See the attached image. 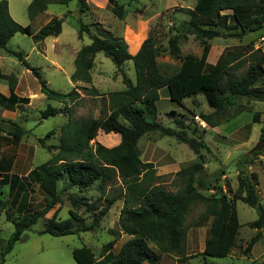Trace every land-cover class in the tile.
Here are the masks:
<instances>
[{"label": "trees", "instance_id": "16d2710c", "mask_svg": "<svg viewBox=\"0 0 264 264\" xmlns=\"http://www.w3.org/2000/svg\"><path fill=\"white\" fill-rule=\"evenodd\" d=\"M130 2L136 0H129ZM189 17L173 29V34L167 39L166 51L171 56H178L179 45L182 40L192 36L201 43L202 51L199 57L187 54L181 58L179 70L171 76H163L158 69L156 58L160 53L154 36H148L140 45L135 55L130 53L137 49L139 40L128 43V50L121 37L113 35L98 22L86 24L78 19L77 38L86 36L90 43L82 46L75 54L74 71L69 79L72 83H91V69L97 54H102L118 70L125 62H132L134 81L121 72L123 90L111 92L107 98H102V104L108 108L103 117L73 118L68 104L74 103L79 94L74 87L68 93H59L48 88L39 70L31 67L20 52L8 50L6 44L17 33L32 38L40 45L47 37H57L61 33V26L66 18H53L43 25L37 33H32L29 26H20L9 15L8 3L0 0V50L18 59L20 64L28 70L39 84V91L47 100L61 103L67 109V122L58 129V143L47 145V140L55 135L50 131L45 137L37 139V143L48 153L50 158L42 165L32 169L25 177L12 179L10 190L15 192L11 199L14 213L10 211L6 200L0 199V216L13 225V232L4 242V249L0 250V264L12 250L14 244L21 240L22 234L59 204L58 182L66 181L68 188L78 192L86 191L97 184L99 197L105 194L107 187L119 184L124 188L123 204L117 219L120 234L129 237L121 244L116 254L110 250L109 244L104 260L97 262L94 252L85 245L72 250L71 255L77 264H159L162 254L174 255L177 260L185 258L184 254V219L193 204H203L205 214L211 217L207 238L199 254L206 258H225L234 246L239 230V221L234 202L241 201L257 212V219L249 224L258 232L247 243L244 253L247 254L259 238V230L264 225V209L260 204L255 185L258 184L257 175L252 173L250 178L241 170L237 175V187L233 192H224L217 185L219 173L212 179L195 177L203 170L204 161L199 156V162L176 172L180 183L177 192H169L160 184L163 176L156 175L151 162L140 160L137 148L138 140L150 132H159L163 136L172 137L185 143L194 154L201 149L208 150L203 140H197L187 135L183 120H176L175 128L163 126L160 122L148 119L157 114L156 102L159 91L164 89L167 98L178 105L193 95H201L207 106L212 110L210 114H200L198 117L209 128L220 126L225 111L237 100L259 102L264 105V83L257 84L264 76V55L257 50L248 52L249 64L244 74L234 77L232 72L242 65V53L224 50L208 71H204L210 51L209 41L215 38L242 39L247 33H253L264 25V0H194ZM67 6L76 2L77 12L85 14L89 11L86 0H31L27 5L26 14L30 21L46 11L50 3ZM110 13L117 19H122L124 9L115 0H108ZM222 12L230 13V16ZM229 21L232 26H229ZM221 29H227L223 33ZM251 48V47H250ZM121 71V70H120ZM0 80L7 83L9 95H0V108L10 109L29 103L28 98L15 95L17 78L14 74H4L0 69ZM90 95H97L93 87H81ZM106 101V103H105ZM40 120L61 114L59 109L47 105L39 112ZM254 122H259V114L252 115ZM260 140H264V112L260 121ZM118 134L120 141L112 148H106L100 143L90 145L97 133ZM0 133L11 137L16 145L27 136L18 122L0 118ZM117 136V135H115ZM256 155V153H254ZM248 164V162H245ZM118 179V180H117ZM0 185H4L0 182ZM7 185V183H6ZM35 185L43 195V207L31 210L29 204L19 203L22 193L31 191ZM212 191L205 196L201 192ZM227 193H232L231 198ZM119 195L105 198V205L94 216L89 224L85 218L77 214L80 200L68 196L71 205L68 210L69 218H58L59 208H56L50 218H45L44 227L38 231L39 235L48 234L52 237H63L91 232L97 228ZM87 213L94 212L93 204H85ZM203 264H206L204 261ZM264 264V258L259 263Z\"/></svg>", "mask_w": 264, "mask_h": 264}, {"label": "rangeland", "instance_id": "374dc122", "mask_svg": "<svg viewBox=\"0 0 264 264\" xmlns=\"http://www.w3.org/2000/svg\"><path fill=\"white\" fill-rule=\"evenodd\" d=\"M8 3L9 15L13 21L20 26H29L32 33L37 31L57 17L66 15L61 26V33L57 37H47L40 45L35 44L32 38L20 33L15 34L6 44V48L11 51L20 52L23 59L39 73L49 89L68 93L74 87L79 94V98L68 107L72 110L73 118L103 117L108 113L106 105L102 104V98L106 99L111 92L123 90L121 83V72L131 81H134V71L132 62H125L118 70L102 54H97L93 60L91 69V83L81 82L72 83L69 79L74 71V57L76 52L90 43L86 36L80 40L77 38L78 19L90 24L98 22L103 28L113 35L121 37L128 50L130 41L139 40L136 50L130 54L135 55L141 43L150 35L154 36L156 46L160 53L156 58L159 72L163 76H171L176 73L181 65V58L187 54L199 57L202 45L192 36L182 40L178 56H171L167 53V39L174 33L173 29L180 25L189 17L190 10L193 8L194 0H115L124 9L122 19L114 17L107 5L108 0H86L89 11L85 14L77 12L76 2H71L67 6L57 3H50L45 12L40 14L34 21H30L26 14L27 5L31 0H6ZM223 15L230 16L228 12ZM229 26L232 22L229 21ZM223 33L227 29H221ZM261 36H264V25L261 29L247 33L242 39L235 38H215L210 40V51L207 57L204 71H208L216 62L218 56L224 50L242 53V65L236 68L232 75L239 77L244 74L249 64V51L257 50L264 55V46L259 43ZM251 47V48H250ZM129 52V50H128ZM264 67V65H263ZM0 69L4 74H14L19 80L17 88L18 95L28 97L29 103L17 108L7 109L17 112V122L28 131L27 136L23 137L24 149L27 147L28 166L34 169L45 163L51 156L45 149L37 143V139L45 137L50 131L55 130L46 142L47 145L58 143V129L67 122V109L61 103L54 100H47L39 91L37 80L26 70L12 55L0 50ZM264 83V76L257 86L261 87ZM7 86L6 82L0 80V87ZM81 87H93L97 95H90L83 91ZM35 95H28V94ZM38 96V97H37ZM106 103V101H105ZM50 105L59 109L61 114L55 117L40 120L39 112ZM157 114L154 118L148 119L160 122L163 126L175 128L176 120H183L186 126L187 135L197 140H203L208 150L201 149L198 154L182 142L172 137L161 135L159 132H150L143 135L137 142V148L142 162H151L154 166L156 175L163 176L159 184L169 192H177L180 183L176 177V172L192 164L199 162V156L204 161L203 170L195 178L199 177L212 179L219 173L218 186L222 191L233 192L237 187V175L241 170L250 178L252 173L257 175L258 184L255 185L256 194L260 204L264 209V142L259 152L250 154L249 151L260 141V121L264 112V105L259 102L247 101L246 99L237 100L233 106L225 111L224 119L220 126L209 128L198 117L200 114L212 113L201 95H193L185 98L182 105L171 102L166 95V91H159V100L156 102ZM0 112L4 109L0 108ZM259 114V122H254L252 115ZM21 119V120H20ZM117 135V134H114ZM104 134L99 131L96 137L90 141V145L100 143L106 148L118 145L117 136ZM248 162V164H245ZM118 180V179H117ZM28 195H22L21 202L30 204L31 210H39L43 207V199L35 185ZM59 204L55 205L44 218L37 221L35 225L22 234L21 240L16 242L12 250L5 256L3 264H77L71 255L75 248L82 245L88 246L96 257L104 256L106 250L111 246L112 252L118 250L120 245L126 241V237L121 238L117 219L119 210L123 204L124 188L119 184V180L112 187L105 189V194L99 197L97 184L86 191L78 192L74 188H68L64 179L58 182ZM11 191V190H10ZM202 194L209 196L212 191H202ZM73 196L80 200L77 214L85 218V223L89 224L94 216L105 205V198L119 195L117 200L109 208L107 214L102 217L97 228L91 232L80 233L78 235H68L63 237H52L48 234L39 235L44 227L45 218H50L53 211L59 208L58 218L66 220L69 218L68 210L71 205L67 199ZM231 198L232 193H227ZM0 199H5L13 214L14 205L11 203L12 195L8 188L0 185ZM85 204H93L96 207L94 212L87 213ZM239 230L235 239L234 246L225 258H193L190 264H252L259 263L264 258V225L259 230V238L254 243L251 250L245 254L244 249L250 239L258 232L252 229L249 224L257 219L255 209L248 207L241 201L234 202ZM211 217L205 214L203 204H193L184 219V254L183 256H200L204 241L208 235ZM14 228L10 222L5 220L4 214L0 216V250L4 249L5 241L10 237ZM161 256H174L165 255ZM184 260L182 258L180 262ZM179 261V260H178Z\"/></svg>", "mask_w": 264, "mask_h": 264}, {"label": "crops", "instance_id": "0c3cea01", "mask_svg": "<svg viewBox=\"0 0 264 264\" xmlns=\"http://www.w3.org/2000/svg\"><path fill=\"white\" fill-rule=\"evenodd\" d=\"M18 85H19V80L17 79V85H16V88L14 91L15 95L17 97L23 98L24 96L18 95V92H17ZM0 95H3L5 97H7L9 95L8 86H1L0 87ZM28 95L30 96V95H35V94L30 93ZM24 98H28V97H24ZM22 106H25V105H22ZM14 108H17V107H14ZM17 110L19 112H21L20 111L21 109H17ZM0 118L17 122L16 119L18 118V114H17V112H13V111L4 109L2 112H0ZM111 134L114 135V133H111ZM117 141H120V137L118 134H117ZM28 158L29 157H28L27 147L24 149L23 138L16 145H14L11 137L6 136L3 133H0V182H2L4 184L1 187L5 186L8 188V192L9 193L11 192L12 197L15 194V192H13L12 190L10 191V185H8V184H10V181H12V179L16 180V179L25 177L32 170L30 167H27L28 166V163H27ZM6 183H7V185H6ZM32 190H33V188H32ZM32 190L28 191L26 193L28 195H31L30 193L32 192ZM37 190H38V188H37ZM26 193L21 194V196L19 198V203H22L21 197H22V195H24ZM42 199H43V195H42ZM26 204H29V203H26ZM124 236L126 237V241H127L129 239V237L122 234L121 238H123ZM111 250H110V252H111ZM117 251H116V253H117ZM112 253L116 254L115 252H112ZM104 257L105 256L96 257V259H97L96 261L97 262L103 261ZM193 258H202V257L201 256H185L184 260H182L180 262V260L178 261L177 258L174 256H161V260H160L159 264H190V260ZM143 264H148V263H143Z\"/></svg>", "mask_w": 264, "mask_h": 264}, {"label": "water", "instance_id": "95a60500", "mask_svg": "<svg viewBox=\"0 0 264 264\" xmlns=\"http://www.w3.org/2000/svg\"><path fill=\"white\" fill-rule=\"evenodd\" d=\"M264 140H260L250 151L249 153L252 154L254 152H259L263 147Z\"/></svg>", "mask_w": 264, "mask_h": 264}, {"label": "built area", "instance_id": "2783aa9c", "mask_svg": "<svg viewBox=\"0 0 264 264\" xmlns=\"http://www.w3.org/2000/svg\"><path fill=\"white\" fill-rule=\"evenodd\" d=\"M259 43H260V44L262 43L263 46H264V36H261V37H260V39H259Z\"/></svg>", "mask_w": 264, "mask_h": 264}]
</instances>
